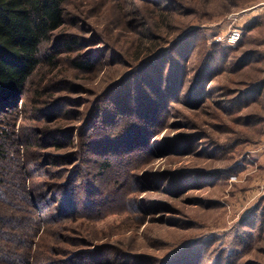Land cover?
I'll use <instances>...</instances> for the list:
<instances>
[{"label":"rangeland","instance_id":"obj_1","mask_svg":"<svg viewBox=\"0 0 264 264\" xmlns=\"http://www.w3.org/2000/svg\"><path fill=\"white\" fill-rule=\"evenodd\" d=\"M72 10L79 44L19 106L42 219L77 204L44 227L42 264H264V0Z\"/></svg>","mask_w":264,"mask_h":264},{"label":"trees","instance_id":"obj_2","mask_svg":"<svg viewBox=\"0 0 264 264\" xmlns=\"http://www.w3.org/2000/svg\"><path fill=\"white\" fill-rule=\"evenodd\" d=\"M86 1L0 0V264H42L39 243L44 227L72 218L77 208L71 198L73 189L61 203L59 216L56 212L48 222L42 219L28 158L40 136L22 125L28 121V111L19 106L31 103L26 96L36 74L44 66L56 69L59 65V47L73 52L79 44L66 28L75 16L73 6ZM73 64L83 71L93 69L92 64L77 59ZM34 103V107L39 104ZM57 146L65 148L59 142Z\"/></svg>","mask_w":264,"mask_h":264},{"label":"built area","instance_id":"obj_3","mask_svg":"<svg viewBox=\"0 0 264 264\" xmlns=\"http://www.w3.org/2000/svg\"><path fill=\"white\" fill-rule=\"evenodd\" d=\"M242 38H243V30L239 28H234L230 30L227 33V35L220 36L218 38V41L234 47L242 40Z\"/></svg>","mask_w":264,"mask_h":264}]
</instances>
